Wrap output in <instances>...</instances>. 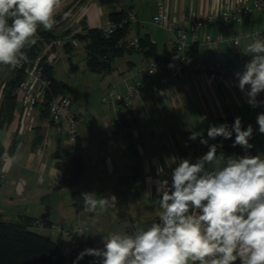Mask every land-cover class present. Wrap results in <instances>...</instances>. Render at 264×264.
Wrapping results in <instances>:
<instances>
[{
	"label": "crops",
	"instance_id": "0c3cea01",
	"mask_svg": "<svg viewBox=\"0 0 264 264\" xmlns=\"http://www.w3.org/2000/svg\"><path fill=\"white\" fill-rule=\"evenodd\" d=\"M72 1L62 0V6ZM248 1L150 0L148 14L141 19L147 16L152 17L159 5H163L165 12L170 17H174L179 24H188L194 19L205 17L213 10L221 12ZM111 5L117 6L112 9ZM120 10L135 14L132 0L128 2L115 0L110 4L102 3L100 0H75L59 17L55 26L72 17L70 22L77 24L75 26L69 24L62 32L70 30L72 33L83 31V28H100L108 21L110 11ZM135 15L138 19L137 14ZM142 21L138 19L136 23L130 25L125 37L134 35L138 39H148L155 46L154 52L148 54L147 46L140 49H124L116 54L112 58L111 69L99 72L109 74L120 67L116 82L110 90L113 88L123 90V79L126 75L133 73L134 68L152 57L169 55L173 50L174 36L171 31L155 24L147 28ZM70 28L74 30L71 32ZM263 30L264 11H256L251 17H244L240 21L233 19H223L215 23L207 21L199 31L198 39L202 41L204 35L208 33L212 38L219 35L223 38H237L241 40V46L246 51V45L252 38L246 33L259 32L264 38ZM2 66L4 67L0 65V68ZM244 66L243 63L235 62L234 72L230 76L195 73L191 82L198 89L200 86L205 87L204 81H206L216 99L217 91H222L225 96L222 98L223 101L227 100L225 94H228L223 90L231 88L237 104H248L245 94L238 88V80L235 76L237 72L244 71ZM0 71L2 75V69ZM12 76L13 71L8 74V77L0 76V84H5ZM161 76V73H156L149 77L148 84L152 91L143 92L144 94L135 98L133 116L124 127L123 135L119 133V129L112 120L115 114V104L112 101L113 109L103 112L98 118L90 112L85 115L79 110L72 111L80 121L75 135L81 139L85 151L84 173L72 189L56 188V185L59 178L67 173L69 158L74 147L73 139L62 129L53 125L49 117L43 115L41 109L36 108L29 114L32 118L31 125L22 131L18 126L23 109L19 107L18 102L11 122L0 127V151L9 153V159L6 162L2 160L0 154V172L5 168L7 176L6 182L0 178V216L4 219H11L19 214L45 217L53 222L61 223L66 229H80L76 231V235L81 233L90 235L94 243H101L103 236L106 237L110 233H123L130 219L137 220L138 224L144 227L152 219H158L161 209L156 182L167 179L170 184L172 169L177 166L179 160L187 159L184 137L185 133H188L185 131V109H175L176 104L171 97L172 89L161 83ZM169 76L171 84H174L186 75L170 73ZM66 91L65 89L68 95ZM152 92L160 96L167 109H146L149 104L157 100L150 96ZM238 94L242 95V100L238 99ZM261 97H264V92L258 95L257 100ZM223 113L224 115L219 116L228 115L225 109ZM188 141L190 144L193 142L189 139ZM193 149L196 152H207L194 146ZM251 150L255 156L256 151L253 147ZM173 158L176 159L173 160ZM136 162H139L142 173V189L139 195L131 182H118L119 176L131 174ZM158 168H163V174L158 175ZM73 190L81 195L94 192L97 196H114L116 200L99 215L85 212L84 205L78 211L72 196ZM119 204L126 208L124 216L119 214ZM37 225L33 227L35 230L40 233H49L42 222H37ZM58 235L55 233L54 239ZM65 242L70 244V237L62 235V246Z\"/></svg>",
	"mask_w": 264,
	"mask_h": 264
},
{
	"label": "clouds",
	"instance_id": "9594fccd",
	"mask_svg": "<svg viewBox=\"0 0 264 264\" xmlns=\"http://www.w3.org/2000/svg\"><path fill=\"white\" fill-rule=\"evenodd\" d=\"M61 7L62 0H0V65L27 63L24 50L37 43L39 28L53 29ZM232 44L241 48L240 39ZM243 52L251 59L235 74L238 88L251 107H264L257 100L264 92V38L259 32ZM257 124L264 134V113L258 114ZM233 133L232 147L241 146L245 155H217V145L201 137L209 150L195 163L179 160L170 184L167 179L156 182L159 222L103 236V249H84L73 264L85 256L97 258L91 264H264V156L247 154L253 127L243 129L236 117L231 128L210 125L207 137L227 140ZM197 136L193 132L189 139ZM163 171L158 168V175ZM82 200L85 212L99 215L116 198L92 192L83 193Z\"/></svg>",
	"mask_w": 264,
	"mask_h": 264
},
{
	"label": "built area",
	"instance_id": "2783aa9c",
	"mask_svg": "<svg viewBox=\"0 0 264 264\" xmlns=\"http://www.w3.org/2000/svg\"><path fill=\"white\" fill-rule=\"evenodd\" d=\"M256 11H264V0H249L248 3L240 4L233 8H226L221 12L213 10L205 17L197 18L188 24H179L174 17H170L164 10L163 5H159L157 12L151 17V22L159 27L173 33V50L169 55L152 57L144 62L135 72L126 75L123 79L124 88L118 90L113 88L107 95L102 97L103 102L112 101L115 104V114L113 123L119 129L121 135L124 134L125 122L133 116V103L135 98L142 92H148L150 86L145 79L161 73L160 81L166 86H170L169 74L192 75L195 73H213L222 76H230L234 72V63L240 62L244 65L250 61L241 46L232 44L237 38H223L221 35L212 38L211 34H205L204 39H198V33L203 28L205 22L215 23L223 19H233L240 21L244 17H251ZM138 21L136 15L128 12L127 15L117 21L108 19L105 25L100 27L105 38L110 37L116 29L126 24L132 25ZM264 32V30H263ZM256 32L247 36L255 37ZM67 41L73 42L74 52H77L76 42L68 35L50 41H44L42 52L32 64L22 63L19 66H6L11 71L21 70L23 78L16 89L17 101L23 109L18 128L25 130L31 125L32 118L30 111L43 105L51 93L50 80L45 74L44 66L41 63L45 55V62L53 63L57 59L54 46H63ZM119 44L125 49H140V42L134 35L122 37ZM4 84H0V98L3 94ZM72 100L66 93L52 95L49 101V120L62 129L74 141L76 129L80 121L71 111ZM4 162L9 159V153H1ZM0 178L7 181L6 170L0 172ZM50 230L57 234L67 235L71 238L72 233L80 229L63 228L59 222L51 225ZM103 241L95 243L92 248L103 249Z\"/></svg>",
	"mask_w": 264,
	"mask_h": 264
},
{
	"label": "trees",
	"instance_id": "16d2710c",
	"mask_svg": "<svg viewBox=\"0 0 264 264\" xmlns=\"http://www.w3.org/2000/svg\"><path fill=\"white\" fill-rule=\"evenodd\" d=\"M115 0H100L102 3L110 4ZM126 10L110 11L108 18L113 21H117L127 15ZM129 24L124 25L116 29V31L108 38H105L102 30L97 27L83 28V31L73 33V37H77L79 40L84 41V49L86 51L85 63L88 70L92 72H103L111 69L112 58L121 53L125 48L119 44V40L126 35ZM39 37L37 43L30 48H26L24 51L28 57L26 64H32L33 61L39 56L44 47V41H50L56 39V34L51 31H46L43 28H39ZM65 35L70 34V30L64 32ZM140 46L147 47L148 54H153L154 45L149 42L148 39L139 38ZM74 44L67 41L62 46L67 52H71L74 49ZM57 46L53 49L56 50ZM57 51V50H56ZM41 63L44 66V71L48 79L50 80L51 93L48 95L47 101L41 105V109L44 116L49 117V101L52 95L59 93H65L66 83L57 79L53 74L52 63L45 62V55L41 59ZM72 68H76L75 64H71ZM14 75L5 82L3 87V94L0 100V127L6 123L11 122L14 110L17 106L16 89L19 82L23 78V72L18 70L13 72ZM234 117L232 115L217 116L214 118L215 125L227 124L230 128L234 123ZM129 121L125 122V126ZM208 130V129H207ZM207 130L198 133L197 141H193L194 147L199 148L202 151H208V145H217V152L223 154L237 153L245 155V150L241 146L232 147L235 139V133L231 139H224L223 137H217L216 139H209L207 137ZM193 132H188L187 137ZM208 139V145L200 143V138ZM190 140V139H189ZM192 141V140H190ZM15 142V141H14ZM2 151H0L1 154ZM247 154L253 155L252 150H247ZM85 151L81 139L78 135L74 136V147L72 154L69 158V165L67 173L59 178L56 188H69L72 189L80 180L85 170L84 163ZM131 182L134 184L135 191L139 195L142 189V173L140 170L139 162H136L132 167L131 174L119 176L118 182L125 183ZM74 197V204L76 210L83 208L82 195L76 190L72 191ZM119 214L124 216L126 208L118 205ZM159 222L158 219H152L147 223L150 226L153 222ZM37 222H42L43 226L49 230V233H40L33 227L38 226ZM55 223L45 217H35L26 214H19L11 219H4L0 216V264H64L65 255L62 248V234H59L57 238L52 237L51 225ZM138 221L130 219L124 232L133 231L132 225L137 224ZM61 224V223H60ZM62 225V224H61ZM63 227V225H62ZM64 228V227H63ZM49 236V238L47 237ZM94 241L90 235L77 234L74 232L70 238V253L69 261L73 264V261L77 255L86 248H92ZM97 258L91 256H85V258L79 261V264H91L93 260ZM236 264H240L239 261Z\"/></svg>",
	"mask_w": 264,
	"mask_h": 264
},
{
	"label": "rangeland",
	"instance_id": "374dc122",
	"mask_svg": "<svg viewBox=\"0 0 264 264\" xmlns=\"http://www.w3.org/2000/svg\"><path fill=\"white\" fill-rule=\"evenodd\" d=\"M73 0L70 3H67L61 7L59 13L56 14V21L61 15H63L74 2ZM127 2L130 0H126ZM150 0H132L133 10L137 14L139 20H143V24L147 28L152 27L153 23L151 22V17L141 19L142 16L148 14L150 8ZM117 5H111L110 8L115 9ZM61 11V12H60ZM72 17L67 21H62L61 24L54 26L52 31L56 34V38H62L65 35L62 32L68 25H76L77 23L70 22ZM146 28V27H145ZM71 32L74 28H70ZM78 31H73L68 36L71 40L76 42L77 52H74V49L69 53L62 46H57L56 53L57 59L52 63L53 65V74L54 76L66 83V92L72 100L71 111H80L87 115L89 112L98 118L103 112L113 109V104L111 101L103 102L102 97L107 95L109 90L115 84V80L119 73L120 67L111 73H97L92 72L86 67V51L84 49V41L79 40L77 37H73V33ZM39 31L37 34V39L39 37ZM73 43V42H71ZM74 44V43H73ZM75 45V44H74ZM76 64V68H72L71 64ZM142 65V64H141ZM141 65H138L132 70L135 72ZM3 77H8V74L12 72L8 67L2 66ZM1 72V71H0ZM14 75V73H13ZM195 75V74H194ZM192 75H186L183 79L174 84H170L172 89L171 97L174 99L176 108L175 109H185V131H194L200 132L207 130L210 125H215L214 116L224 115L223 110H226V114L233 115L235 118L240 117L242 121V128L246 129L248 125L253 127V136L250 139L249 143L253 145L256 155L264 156V134L259 133L257 116L260 113H264V107L253 108L249 104H237L234 101L233 90L228 88L223 90L227 100H222L223 94L222 91H217V99L214 94L211 93L210 88L207 85V82L204 81L205 87H195L192 84L191 78ZM148 78L145 79V82L148 83ZM225 82V81H224ZM149 85V84H148ZM174 85V86H173ZM174 87V88H173ZM151 88L150 91L151 92ZM143 93V92H142ZM145 93V92H144ZM143 93V94H144ZM148 93V92H147ZM232 93V94H231ZM238 93V92H236ZM238 99L242 100V95L238 94ZM153 99L155 103L149 104L146 109H167L166 104L162 101L160 96L156 92H152ZM225 97V96H224ZM2 98V97H1ZM0 98V100H1ZM247 98V97H246ZM258 98V97H257ZM152 100V98L150 97ZM247 101V100H246ZM258 101H264V97H261ZM19 107L21 106L18 104ZM153 105V106H152ZM205 109V110H202ZM217 112V114H216ZM206 118V119H205ZM187 132L185 133L184 147L186 149V158L190 162L195 163L197 158L204 155L206 152L195 151L193 145L189 143ZM197 141V140H196ZM221 152H217V155ZM227 156H241L237 153L224 154ZM54 232H52V237L54 238ZM67 237V235H63ZM63 252L65 255L64 264H70L69 253H70V244L65 242L62 246Z\"/></svg>",
	"mask_w": 264,
	"mask_h": 264
},
{
	"label": "water",
	"instance_id": "95a60500",
	"mask_svg": "<svg viewBox=\"0 0 264 264\" xmlns=\"http://www.w3.org/2000/svg\"><path fill=\"white\" fill-rule=\"evenodd\" d=\"M49 238V236H47Z\"/></svg>",
	"mask_w": 264,
	"mask_h": 264
}]
</instances>
